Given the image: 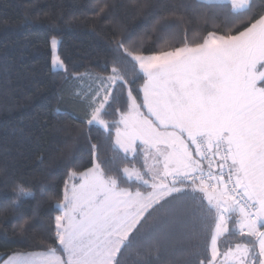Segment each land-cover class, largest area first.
Here are the masks:
<instances>
[{"label":"trees","instance_id":"trees-1","mask_svg":"<svg viewBox=\"0 0 264 264\" xmlns=\"http://www.w3.org/2000/svg\"><path fill=\"white\" fill-rule=\"evenodd\" d=\"M263 19L264 0H251L242 12L206 0H0V264L51 252L66 259L61 207L73 177L95 162L118 191L152 192L125 176L144 171L142 147L133 157L116 147L131 98L147 116V78L134 57L196 50L211 36L238 38ZM54 39L65 67L60 72L52 68ZM116 73L120 82L101 114L105 131L89 123L99 104L86 82ZM190 149L195 170L202 162L193 143ZM200 188L185 185L149 210L114 264H211L220 212ZM238 217L229 215V228ZM240 242L255 245L231 232L219 249L233 252Z\"/></svg>","mask_w":264,"mask_h":264},{"label":"rangeland","instance_id":"rangeland-1","mask_svg":"<svg viewBox=\"0 0 264 264\" xmlns=\"http://www.w3.org/2000/svg\"><path fill=\"white\" fill-rule=\"evenodd\" d=\"M210 1L229 3L235 12H242L251 0ZM59 46V40L54 39L52 68L55 72L65 70L58 54ZM134 60L147 78V97L150 94L161 96L163 113L160 116L155 104L148 101L149 116H145L131 98V111L121 121L116 147L132 157L137 153V147H142L144 171L129 169L125 176L148 186L152 192L142 195L118 191L116 181L107 179L95 162L92 170L73 177L77 181L68 187L61 207L59 243L66 259L51 252L17 255L5 264H114L117 254L147 212L169 195L184 189L183 185L175 187L174 179L186 174L193 162V153L181 130L191 140L204 136V132H216L212 133L216 140L212 139L211 146L223 142L235 162L230 144L264 178V153H260L264 149L254 147L261 138L257 139L256 133L242 131L246 120L250 119L249 110L252 119L256 120L260 118L259 113L264 112V88L259 87L264 83V19L239 38L211 36L203 48L163 56L134 57ZM95 79L104 82L97 86L103 93H109L120 82L118 73ZM102 111L98 107L89 123L106 131ZM200 190L209 196L207 203L213 208L219 209L221 203L230 212L236 210L239 213L235 205L224 199L220 198L218 203L210 200L211 196L214 199L221 194ZM260 212L251 216L239 213V222L232 228L226 225V220L224 227L220 214L211 246V264H216L214 259L220 256V240L231 232L246 235L255 245L236 244L237 250L229 252L225 264H264V227L257 219L258 215L264 220V209ZM225 216L229 217V214L225 212Z\"/></svg>","mask_w":264,"mask_h":264},{"label":"crops","instance_id":"crops-1","mask_svg":"<svg viewBox=\"0 0 264 264\" xmlns=\"http://www.w3.org/2000/svg\"><path fill=\"white\" fill-rule=\"evenodd\" d=\"M206 1H208L210 3H213L210 0H206ZM215 1H217V0H215ZM214 3H217V2H214ZM217 4H229V3L221 2V3H217ZM239 12H241V11H239ZM88 80L89 81L86 82V85H87L86 90L88 91V93H92L93 101L96 102L97 104H99V109H101V108L104 109L105 108V104H106L107 99H108V96H107L108 95V93H107L108 91H105L103 93L100 90H98V88H97V86L104 85V82L101 81V80L95 79V77H89ZM260 85L261 84H259V87H261ZM146 86H147V83H146V85L144 87V90H143V96H144V104H145V109H146V112H147V116H149V102L148 101H150L151 103L155 104L156 111L161 116L163 112L161 111L160 103H162L163 100L161 99L160 95L158 97H156L153 94H150V97L149 96L147 97ZM102 104H103V107L101 106ZM151 105H153V104H151ZM250 112H251V110H249V113H247V114H249L250 119L246 120L245 128H243L242 131L243 132H248L249 134L250 133H256L255 136H257V139L258 138H261V139L259 140V142L257 144H255L254 147H256V148L259 147L260 150H263L264 149V112L259 113V116H260L259 120L252 119V113H250ZM101 114H102V112H101ZM163 119L166 121V117L165 116H163ZM160 128H161V130H164V128H162V127H160ZM165 128L169 129V130H173V128H171V126H166ZM120 129H121V127H120ZM181 133L183 135L184 140L188 143L189 151L192 152L191 149H190V146L194 142L195 139H192V140L188 139V137L185 134L186 132L184 130H181ZM204 133H205L204 136H201V137H206V138L210 139L211 142L216 140L215 139L216 136L212 134V133H216V132L210 131V132H207L208 134L206 132H204ZM197 138H199V137H197ZM212 139H213V141H212ZM229 147L231 148V150L235 154L234 171L236 172V174L238 176L239 185L242 188V190L248 195V197L255 203V206H256L255 207V212H257V214L258 213H262V212H260V211H263V209H264L263 208V200L264 199L260 200V197H261L262 191H263V185H264V178L262 177V173H259V172L255 171L254 170V166L250 165V163L246 162L244 160L242 154L241 155L239 154V151L235 152V150L232 148V146H230V144H229ZM256 148H254V150H256ZM260 153H264V150H263V152L261 151ZM192 158H193L192 159L193 162H191V164H190L191 166L187 169L186 174L192 172L193 169L196 166H198V163L195 160V158L193 157V155H192ZM185 160H187V159H185ZM190 160H191V158H190ZM263 163H264V161H263ZM187 165H188V163H187ZM218 194H221V193H218ZM205 197L207 198L209 196L205 195ZM220 198L226 200L222 194H221V196L214 197V199L211 196L210 200L214 201V203H218V200ZM221 202L223 203V201H221ZM218 210H219V212L221 214V220H222V224L224 225V227H226L224 221L226 219H228V217L225 216V212L227 213V215L228 214L230 215L232 213H238L236 210L230 212L221 203H220V207H219ZM224 210H225V212H224ZM238 216L239 217L237 219V222H239V219H240V214L239 213H238ZM257 219L262 224V226L264 227V222H263L264 220L262 218H258V215H257ZM221 258L222 257L217 256V258L214 259L216 261V264H222V263H225V261L228 260V257H224L223 260H221Z\"/></svg>","mask_w":264,"mask_h":264},{"label":"built area","instance_id":"built-area-1","mask_svg":"<svg viewBox=\"0 0 264 264\" xmlns=\"http://www.w3.org/2000/svg\"><path fill=\"white\" fill-rule=\"evenodd\" d=\"M206 137L194 140L193 145L202 165L192 172L175 178L177 185H200L211 193H221L224 198L234 204L242 215H253L255 204L242 190L238 176L234 171L233 154L227 150L223 142L213 143ZM226 225L228 220L226 219ZM224 222V223H225Z\"/></svg>","mask_w":264,"mask_h":264},{"label":"flooded vegetation","instance_id":"flooded-vegetation-1","mask_svg":"<svg viewBox=\"0 0 264 264\" xmlns=\"http://www.w3.org/2000/svg\"><path fill=\"white\" fill-rule=\"evenodd\" d=\"M220 252H221V251H220ZM228 254H229V252H227V253L221 252V253H220V257H222L221 260H223L224 257H228ZM221 260H220V261H221ZM226 262H227V261H225V263H226ZM225 263H222V264H225Z\"/></svg>","mask_w":264,"mask_h":264}]
</instances>
